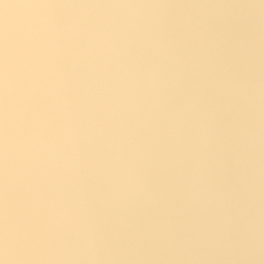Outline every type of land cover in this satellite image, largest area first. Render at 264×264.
Segmentation results:
<instances>
[{
	"label": "clouds",
	"instance_id": "1",
	"mask_svg": "<svg viewBox=\"0 0 264 264\" xmlns=\"http://www.w3.org/2000/svg\"><path fill=\"white\" fill-rule=\"evenodd\" d=\"M179 26L164 8L67 13L45 4L32 10L21 36L0 43V250L28 255L73 243L102 253L114 235L133 250L143 247L123 214L114 233L98 218L81 223L61 206L63 192L73 171L100 178L105 190L95 197L110 208L119 202L123 213L129 204L163 198L147 175L158 163L172 172L183 165V195L216 205L207 244L224 246L233 217L211 175L220 163L214 144L242 86L210 56L185 59L171 38ZM190 74L206 78L190 84ZM209 81L219 93L215 103L207 99ZM88 195L85 189L76 199L84 206ZM171 227L165 218L153 233L171 244Z\"/></svg>",
	"mask_w": 264,
	"mask_h": 264
},
{
	"label": "rangeland",
	"instance_id": "2",
	"mask_svg": "<svg viewBox=\"0 0 264 264\" xmlns=\"http://www.w3.org/2000/svg\"><path fill=\"white\" fill-rule=\"evenodd\" d=\"M45 4L67 13L122 6L164 8L169 20L180 25L171 29V38L185 59L210 56L231 70L242 94L240 102L221 117L214 144L220 163L211 175L216 190L230 206L233 223L224 246L210 248L207 235L219 219L216 205L199 204L183 195L187 180L183 165L175 172L163 163L150 167L148 178L163 190V198L129 204L123 213L119 202L110 208L95 197L97 191L105 190L100 178H86L73 171L61 206L68 207L81 223L91 218L102 220L112 233L117 217L123 214L131 236L144 238L143 247L133 250L127 240L114 235L109 250L102 253L61 243L28 255L0 250V264H264V0H0V43L10 34L21 36L32 10ZM201 78L206 77L190 74L189 82L195 84ZM206 95L210 103L218 98L211 81ZM161 148L155 146L157 156ZM3 186L0 155V223ZM85 189L89 195L82 206L76 197ZM21 199L22 193H18L17 206ZM165 218L172 224L171 244L153 233Z\"/></svg>",
	"mask_w": 264,
	"mask_h": 264
},
{
	"label": "crops",
	"instance_id": "3",
	"mask_svg": "<svg viewBox=\"0 0 264 264\" xmlns=\"http://www.w3.org/2000/svg\"><path fill=\"white\" fill-rule=\"evenodd\" d=\"M0 21H1V19H0ZM0 26H1V22H0ZM35 257H37V256L35 255ZM2 264H4V263H2ZM20 264H30V263L25 262V263H20ZM31 264H32V262H31Z\"/></svg>",
	"mask_w": 264,
	"mask_h": 264
}]
</instances>
